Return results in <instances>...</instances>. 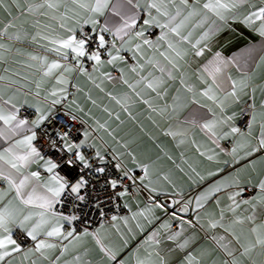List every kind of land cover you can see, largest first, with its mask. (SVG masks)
<instances>
[{
	"label": "snow or ice",
	"instance_id": "1",
	"mask_svg": "<svg viewBox=\"0 0 264 264\" xmlns=\"http://www.w3.org/2000/svg\"><path fill=\"white\" fill-rule=\"evenodd\" d=\"M245 5L252 10L243 15L242 22L253 27L259 21V27L255 30L264 37V0H260L259 7L251 4L250 0H206L203 4H200V0H70V4L69 0H43L42 3L28 6L29 12L47 9L53 13L64 7V13L52 17L60 20L59 27L63 34L50 40L47 36L43 37L49 40L52 47H41L57 58L50 60L47 54L30 55L31 60L38 62L43 77L55 80V86L47 95L41 97L39 91L35 93L40 104L29 105L35 109V118H19V108L11 100L0 104V141L6 145L0 148V264H26L28 261L37 264L39 259L47 260L48 264H60L69 246H75L88 236L96 239L101 251L110 260H116L117 253L103 245L98 231L89 232L80 216L71 211L65 214L66 209L57 207L71 202V207L77 208L76 202L85 200L81 190L90 184V177L98 178L105 174L111 164L105 153L90 142L93 131L97 129L84 130L82 139L75 135L79 129L72 122L78 116L73 112L65 113L71 117V121H60L61 130L54 135L45 126L46 122L53 123L56 105H63L66 109H72L75 105L76 110L83 111L76 104L75 93L69 91V86L76 88L72 82L73 74H83L93 79L84 66L85 58L93 62L92 72H98L105 65H111L118 71L119 77H113L111 72L102 75L127 85L132 94L149 109L158 111L168 119L170 124L165 135L177 140L178 144L185 143L189 134L199 130L215 146L208 149L213 153L207 155L208 160L215 159L219 155L216 149H219L231 157V161L224 162L226 165L230 162L240 165L229 173L230 179L214 182L194 198L184 200L179 212L187 214L191 210L194 214L192 217L185 219L173 210L171 218L180 221V230L171 231V223H162L143 242L145 246H155L154 251L149 252L146 248V255L141 258L138 250L135 264H170L159 249L161 230L166 234V239L175 244L168 252L181 254L177 264H264V178L253 184L251 179L245 183L240 177V172L245 169H250L251 175L256 172L258 163H264V99L257 103V86L252 83V73L248 67L252 51H249L243 63L235 57L225 60L217 53L203 72L196 75L197 85L189 83L191 77L185 66L190 53L183 47L188 36L183 35L182 29L193 17H200L199 25H208L201 37L206 39L221 27L217 21L226 23L229 19H239V9ZM16 6L19 7L18 4ZM0 7H5V0H0ZM49 11L40 14L47 16ZM85 25L90 26L87 31ZM154 28L160 31L151 39L149 29ZM4 34L8 39H22L19 32L8 34L5 29ZM106 35L111 36V40L106 39ZM36 38L33 36V41ZM4 47L0 44V49ZM193 48L195 51L191 55H203L202 48L195 45ZM145 49L150 50L152 55H146ZM122 53H131V56ZM129 60L133 63L129 64ZM260 60L264 62V56ZM120 63L129 65L128 71L135 74V83L125 78V69L118 67ZM232 64L241 72L238 80L225 72ZM203 73H207L211 79ZM177 79L180 87L171 97V103H168L166 85ZM138 86H142L140 91L137 90ZM36 87L39 89L40 84ZM260 88L264 94V86ZM76 91L79 89L76 88ZM143 91L155 93V98L165 100L164 105L154 106L151 100L144 99ZM108 95L125 111L128 110V102L133 100V95L127 93L119 99L111 93ZM244 97L247 99L244 100ZM88 99L93 105L96 104L91 96ZM242 100L247 107L240 108L239 112L231 111ZM116 119L119 120L118 115ZM238 120L242 127L237 124ZM81 123L86 122L81 120ZM96 123L99 129H106V124ZM257 129L258 134L254 135ZM38 135L46 138L49 150H54L57 155L42 154V150L34 144ZM99 139L102 144L105 143L102 137ZM221 141H231V149L222 147ZM86 148L95 151L87 153L84 151ZM127 154L131 156L135 168L127 167L112 150V159L116 160L112 166L118 175L113 177L109 173L104 181L112 190L110 199L116 201L130 195L134 197L145 190L158 196L157 189L150 187L153 184L152 165L139 162L131 151ZM200 155L205 156L206 153L200 152ZM242 161L244 163L241 164ZM34 164L38 170H31ZM136 168L142 174L137 175ZM39 169H43L47 175L42 176ZM62 172L67 174L62 175ZM209 175L215 176L216 173ZM227 189H230L227 191L228 202L221 206L217 194ZM249 189L253 190V194L245 196ZM148 199V206L133 213V218L151 214L154 209L167 212L168 206L160 203L156 197L149 196ZM213 199L219 208L218 213L207 210L206 206ZM173 203L180 204V201ZM96 207L99 209V204ZM124 207L131 210L127 202ZM111 219L115 221L118 217L113 215ZM124 219L126 222L127 218ZM76 221L83 227L78 228L74 223ZM188 229L191 233L184 236ZM205 240L210 243L209 248L202 247ZM57 251L59 254L53 258L50 253ZM153 255L158 260L154 261ZM118 264H123V261Z\"/></svg>",
	"mask_w": 264,
	"mask_h": 264
},
{
	"label": "crops",
	"instance_id": "2",
	"mask_svg": "<svg viewBox=\"0 0 264 264\" xmlns=\"http://www.w3.org/2000/svg\"><path fill=\"white\" fill-rule=\"evenodd\" d=\"M42 2L43 0H5V7H0V44L5 45L4 48L0 49V77H3V79H0V104L11 100V103L15 104L19 109L21 107L28 108L31 112V118L28 120L35 118V109L29 107V105L40 104V99L35 96V93L39 91L41 97H43L55 86V80L43 77L39 71L38 62L31 60L30 55L42 56L47 54L50 60L57 58L52 53H46L41 46L52 47L49 44V40L63 34V30L59 27L60 20L52 17L53 15L58 17L64 13V7H61L55 13L47 9L29 12L28 6L30 4ZM204 2L206 0H200V4ZM250 3L255 4L257 7L260 6V0H250ZM17 4L19 7L16 6ZM251 10L245 5L239 9L241 13L239 19H229L226 23L217 21L218 24H221V27L206 39H201V37L207 31L208 25H199L200 17H193L187 22L182 29V33L188 36V41L185 42L183 47L190 53L186 58L187 65L185 66V70L191 77L189 83L199 84L196 80V75L203 72L205 66L214 60L217 53L225 60H232L235 57L243 63L249 51H252V56L248 59V67L252 73V83L257 86V103L259 104L260 100L264 99V94H262L260 88V86H264V62L260 60V57L264 56V37H261L259 32L255 30L259 27L260 22L256 21L253 27H248L242 22L243 15ZM44 11H49V14L47 16L41 15L40 13ZM5 29H7L8 34L19 32L22 39H8V36L4 34ZM37 33H39V36H37ZM33 36L37 37L35 41L32 39ZM45 36L49 40L43 39ZM106 39L111 40V36L106 35ZM198 40L200 41L199 44H197ZM193 45L197 48H202L203 55L199 57L191 55L195 51ZM129 54L131 55V53ZM145 54L150 56L152 52L145 49ZM181 63L183 64L184 62L181 61ZM118 67L125 69V78L130 83H135V74L128 71V64L120 63ZM88 71L92 74L93 79L91 80L83 74H73L74 79L72 82L79 91L69 86V91L75 93L76 104L83 111L76 110L75 105H73L72 109L64 108L67 112H73L80 120L86 122L83 123L81 139L83 138L84 130L97 129L93 131L90 142H94L102 152L105 153V149H109L112 152L114 149L115 153L120 156V159L129 168H135L131 156L127 154L129 151L137 156L139 162L152 165L153 184L150 187H155L160 195L170 197L172 203L179 200V208L184 200L194 198L200 192L207 190L214 182L230 179L229 173L233 172L234 168L238 169L240 167V165H233L231 162L226 165L224 162L226 160L231 161V157L220 152L219 149H216L219 155H216L215 159L211 161L208 160L207 155L213 154L208 152V149L215 146L199 130L189 134L183 144H178L177 140L165 135L170 124L168 119L162 117L158 111L154 112L149 109L146 104H143L132 94V90L127 85L109 80L102 75V73L111 72L113 77H119V72L111 65H105L98 72H92V67ZM225 72L233 79L238 80L241 76V72L235 64L229 65ZM156 74L159 75V73ZM203 74L207 77V73ZM207 78L211 79L210 77ZM38 83L40 84L39 89L36 87ZM166 87L168 89L166 99L168 103H171V97L175 94L176 89L180 87L179 80L170 81ZM141 89L142 86H138L137 90L140 91ZM29 90L31 91L29 92ZM109 93L118 99L126 93L133 95V100L128 102V110L125 111L120 104L112 100L108 95ZM142 95L144 99L151 100L154 106H163L165 103V100L155 98V93L150 91H143ZM89 96L96 101L95 105L88 99ZM243 99L246 100L247 97ZM244 104L242 100L231 111L239 112ZM109 113L112 115L109 116ZM117 115L119 120L116 119ZM97 121L100 124H106V129H99ZM109 132L111 135H109ZM255 134H258V129L254 130ZM100 137L103 138L105 143L102 144ZM225 142H232H220L222 147L230 150L232 146L225 145ZM124 145H128V147L125 148ZM5 146L4 142L0 141V148ZM197 148H199V151H197ZM84 151L94 153L95 149L86 148ZM200 152H205L206 155L201 156ZM242 163L244 162L242 161ZM219 169H224V171L221 172ZM31 170H38L37 165H32ZM39 170L42 176L47 175L43 172V169ZM250 172V169H245L240 172V177L245 183L248 179H251V182L255 184L259 179L264 178V163L257 164L255 173L250 175ZM209 173H216V175L210 176ZM165 176L168 179H164ZM201 177L204 179L201 180ZM227 191H230V189L217 194L221 199V206L226 205L228 202ZM181 195L183 199H181ZM125 202L128 203L130 211L124 207L125 211L117 216V220L112 223L101 224L95 227L93 231H89H98L103 245L117 253L116 260H110L101 251V246L97 244L96 239L88 236L75 246H69L68 252L61 257L60 264H118L119 261H123V264H135L138 250L141 258L146 255V248L149 252L154 251L155 246H145L143 242L153 231L160 228L162 223L165 221L171 223V231L180 230V221L171 218V214H166L162 209H154L151 214L133 218V213L144 209L150 203L145 201L142 196L136 195L122 198L123 206ZM167 204L169 205L171 202L168 200ZM206 207L209 212L218 213L219 211L214 199L209 201ZM179 208L178 213L185 219L188 218V214L191 217L194 215L191 210L187 214L179 212ZM125 217L127 218L126 222ZM173 225L176 226L173 227ZM185 228L187 229V225H185ZM190 233L191 230L188 229L184 236ZM158 239L161 240L159 245L161 255L166 256L170 264H177V258L181 254L179 252H168V249L174 248L175 244L166 239V234L163 230H161ZM202 247L209 248L210 243L205 240ZM58 254V251L50 253L53 258ZM153 260H158V258L153 255ZM14 264H17V262H14ZM26 264H31V261L26 262ZM37 264H48V261L39 259Z\"/></svg>",
	"mask_w": 264,
	"mask_h": 264
},
{
	"label": "built area",
	"instance_id": "3",
	"mask_svg": "<svg viewBox=\"0 0 264 264\" xmlns=\"http://www.w3.org/2000/svg\"><path fill=\"white\" fill-rule=\"evenodd\" d=\"M90 27L88 25H85V31H87ZM79 31V30H78ZM159 29H151L149 30V33L151 35L149 38L154 39L156 35L159 34ZM148 33H146L147 35ZM123 55L130 57L131 55L129 53H124ZM133 63V61L129 60V64ZM93 62L88 61L86 58L84 59V66L89 70L92 67ZM247 105L244 104L243 108H246ZM67 111L64 109L63 105H56L55 106V112L53 115V123L48 124L46 122L45 126L48 128L50 134H55L56 132L60 131V121L68 120L71 121V117L65 115ZM19 118L21 119H30L31 118V112L26 107H21L19 109L18 113ZM75 124L76 128L79 129V132L75 133L79 138L82 137V129L84 127V124L81 123V120L78 118L75 122H72ZM237 124L242 127V123L240 120L237 121ZM45 126H42L45 127ZM34 144L37 146L39 150H42L43 153H47L49 156H55L57 153L54 150H49L47 146V140L46 138L39 136L37 140L34 142ZM227 146H232V143L225 142L224 143ZM92 153V152H87ZM111 151L107 149L105 152L106 159L111 161V164L108 165V171L105 174L99 175L98 178L96 177H90V184L85 188L81 190V194L85 196L84 201H77L78 204L77 208L71 207V202H69L68 205H58V208H64L66 209L65 214H68L69 211L74 212L76 215L80 216L82 220H84L85 224L83 226H86L88 228V231H93V229L101 224L105 223H112L113 220L111 217L113 215L119 216L124 211L125 208L122 204V198L119 200H112L110 197L112 196V190L109 186H107L104 181L108 174L110 173L113 177L118 175L116 169L112 166L116 163V160L112 159ZM62 155V154H59ZM99 163V162H97ZM103 166V165H101ZM137 175L142 174L140 172V169H135ZM62 175H66V172H62ZM73 175H75V172H73ZM119 190V189H118ZM253 194V190L249 189L247 192H245V196ZM139 196H142L145 201H149V196H154L158 199L160 203H164L168 206L166 214H171L173 210H176L178 212V208L180 204H173L170 197L162 196L157 194H151L148 191H142L141 193L137 194ZM131 196V195H130ZM133 197V196H131ZM170 201L171 204H167V201ZM99 204V209L96 207V205ZM103 213V214H102ZM178 215H180L178 213ZM187 217H191L190 214L187 215ZM79 227H83L80 225L79 221L74 222ZM176 225H173L175 227Z\"/></svg>",
	"mask_w": 264,
	"mask_h": 264
}]
</instances>
